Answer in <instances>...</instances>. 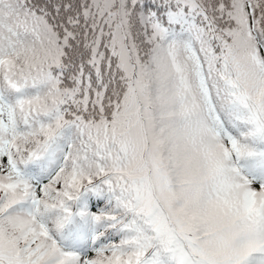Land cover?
I'll return each mask as SVG.
<instances>
[{
    "label": "snow or ice",
    "instance_id": "obj_1",
    "mask_svg": "<svg viewBox=\"0 0 264 264\" xmlns=\"http://www.w3.org/2000/svg\"><path fill=\"white\" fill-rule=\"evenodd\" d=\"M0 264H264V0H0Z\"/></svg>",
    "mask_w": 264,
    "mask_h": 264
}]
</instances>
